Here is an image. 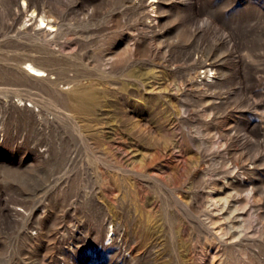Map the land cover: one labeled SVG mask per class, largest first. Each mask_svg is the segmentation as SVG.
I'll return each instance as SVG.
<instances>
[{"label":"rangeland","instance_id":"obj_1","mask_svg":"<svg viewBox=\"0 0 264 264\" xmlns=\"http://www.w3.org/2000/svg\"><path fill=\"white\" fill-rule=\"evenodd\" d=\"M57 1L91 17L66 56L134 55L99 85L104 124L84 132L103 136L36 125L0 86V264H264V0H163L151 19L121 0H0V81L44 33L29 10L51 19ZM210 194L235 214L206 218Z\"/></svg>","mask_w":264,"mask_h":264},{"label":"bare ground","instance_id":"obj_2","mask_svg":"<svg viewBox=\"0 0 264 264\" xmlns=\"http://www.w3.org/2000/svg\"><path fill=\"white\" fill-rule=\"evenodd\" d=\"M146 1L121 0V3L126 10H141L140 15L144 19H151L150 12H154L155 15L163 13V0H149V6L152 7L149 14L145 12V9L149 7L146 6ZM30 7L31 3L28 5V8ZM29 12L27 14L29 19L26 22L35 20V25L39 26L38 29L45 30L44 33L39 31L30 34L28 36L29 43L14 44L13 47L19 50L18 56L5 60L3 67L7 71L8 76L4 77L5 79L1 77L0 86H6V89L1 90V93H5L9 99L8 101L6 100V104L22 112L36 125L54 126L55 124H61L71 128V135L74 138L85 140L89 136L96 137L98 133L92 132L88 135L85 134L84 130L87 127H93V122L95 126L104 124L99 119L98 112L105 105L107 97L106 92L99 85L108 83L111 85L110 89L113 90L112 86L115 83L111 82L109 77L117 72L121 64L125 61L127 62L134 55V49L130 46L126 47L123 55L111 59L110 63L106 62L104 64V55L91 61H87L85 56L79 52L66 56L64 52L67 44L76 40L79 45H83L86 39H89L80 32L78 27L84 22H89L90 14L77 10L75 16L67 18V9L62 4V1L55 3L54 16L51 19L40 11L37 12L36 9L29 10ZM117 18H112L113 26L122 23ZM72 20L74 21L73 23ZM154 20L156 19H152L151 23ZM47 27L49 28L46 29ZM25 34L28 35L29 32L26 31ZM49 36L51 37L49 38ZM127 37L131 38V34H127ZM134 40L136 46L140 38L135 37ZM57 47H59V50ZM75 60L80 62L76 64L69 63ZM105 64L109 65L106 66ZM51 75H55V78H51ZM211 75L213 73L209 77ZM195 79L196 77L191 78L192 86L197 84ZM61 84L68 86L70 90L68 92L63 91L60 89ZM15 97L18 98L17 102L14 100ZM27 102H31V104ZM24 103L25 106L23 107ZM47 103H51L53 107V112L50 115L45 113L47 110L44 107ZM35 107H39L38 112ZM82 121H86V125H82ZM178 200L180 201L181 198H178ZM208 202V209L203 215L210 221L214 220L212 215L214 212H221L223 216H226L225 212L235 214L237 210V206L232 205L230 196L216 198V196L210 194ZM224 218L226 219V217ZM230 228L232 229V227ZM236 232L239 236L241 231L237 229ZM234 235L236 234L234 233ZM235 238L239 237L235 236Z\"/></svg>","mask_w":264,"mask_h":264}]
</instances>
